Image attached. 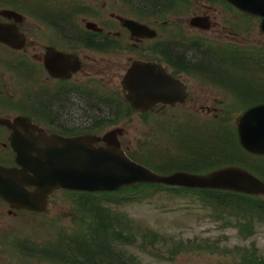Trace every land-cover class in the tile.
I'll use <instances>...</instances> for the list:
<instances>
[{
	"label": "flooded vegetation",
	"instance_id": "1",
	"mask_svg": "<svg viewBox=\"0 0 264 264\" xmlns=\"http://www.w3.org/2000/svg\"><path fill=\"white\" fill-rule=\"evenodd\" d=\"M136 61L153 66L154 79L164 69L187 85L186 100L159 102L152 113L193 100L191 76L203 96L210 87L201 80L231 95L264 89L244 87L264 80L260 17L229 0H0V119L25 116L64 136L119 127L123 113L140 112L123 82ZM219 77V86L211 82ZM10 132L0 124V163L15 158ZM25 218L0 197V264H50L25 260Z\"/></svg>",
	"mask_w": 264,
	"mask_h": 264
},
{
	"label": "rangeland",
	"instance_id": "2",
	"mask_svg": "<svg viewBox=\"0 0 264 264\" xmlns=\"http://www.w3.org/2000/svg\"><path fill=\"white\" fill-rule=\"evenodd\" d=\"M262 45L253 44L259 52L263 49ZM238 71V68H232L233 73ZM188 79L187 82L194 85L193 100L181 103L175 108L163 109L153 116L138 113L125 115L123 113L112 124L119 122L121 128L119 138L123 144V149H126L132 156L134 154L140 161H149L154 166H157L160 159H162L160 163L168 159L161 171L182 167V163L192 164L195 159L205 161L208 158L227 157L224 151L231 153V146L227 147L226 145L229 141L228 136H231V132L235 131L238 115L241 113L240 110L235 111L234 115L228 118V124L223 121L222 124L226 126L221 130H217V133L214 132L215 125L212 121H215V119L219 121L213 107L220 109L218 106L230 99L232 95L227 92H217L215 87L201 80L200 84L203 82L205 87H210L209 93L203 96L201 91L199 94L198 88L202 87L197 85L198 78L191 76ZM254 83L264 87V83L258 76H254L251 81L247 80L244 87L249 88ZM103 88L109 90L104 86ZM262 90L264 91V89ZM211 123L212 128L208 126ZM113 128L115 126L110 127V125L103 124L93 130L103 136L112 131ZM187 156H189L188 160L182 162ZM169 157L179 161H170ZM255 173L264 177V169L255 171ZM60 190L64 191L65 189ZM60 190L55 193L56 195L54 194L55 196L49 204L48 215L50 217L54 219H72V216L77 213L87 219H92L91 215L102 217V209L97 208V202L94 206L96 216L92 213L78 212V210H74L73 202L69 201L70 198L64 193L66 191L60 192ZM122 193L126 196H113L116 200L114 202L112 199L103 198V204L109 207H105L106 210L109 209V213L111 211L113 215L120 214L119 219H134L139 223L140 232L136 233V240L131 243L129 249L141 256L144 261L152 264H235L236 258L231 252L218 253L198 249L184 250L171 260L156 254L155 250L157 248L154 246L150 249L145 246L144 241L142 242V238L144 239L148 233V239L154 237L162 239L165 235L170 238L171 235H174L175 240H186L187 237L197 236L199 238H209L211 241L220 239L221 247L232 249L234 245L243 242L237 235V227L225 225L221 220H217L237 219L235 216L237 214L231 213V208L228 209L229 213L221 206L213 208L212 204L208 205L206 203L207 201L203 204L202 200H204L205 194L194 193L189 189H170L165 186H154L153 188L148 187L140 190V187H130L123 189ZM242 196L244 201L251 202L246 195H234L231 200H234L233 203L235 204L236 201L241 200ZM261 196L264 198V195ZM127 197L131 199L125 200ZM32 217L33 221L26 223V228H22V232L32 233V235H39L41 232L46 233L42 236L43 238H54L57 235L55 229L54 231L49 230L51 232L47 234V229L51 227L48 228L49 223L43 224L38 220L44 219L42 215H33ZM144 231H147L145 235L142 234ZM255 240L257 246L264 252V224L258 227ZM170 242L168 241V243ZM164 253L169 255L167 251Z\"/></svg>",
	"mask_w": 264,
	"mask_h": 264
},
{
	"label": "water",
	"instance_id": "3",
	"mask_svg": "<svg viewBox=\"0 0 264 264\" xmlns=\"http://www.w3.org/2000/svg\"><path fill=\"white\" fill-rule=\"evenodd\" d=\"M241 2L245 8L252 6L264 14V0ZM147 69L139 62L135 63L124 81H127L129 89L127 98L133 106L145 111L160 100L174 102L184 99V87L179 80L164 69L161 79H154L146 72ZM12 128L11 145L17 151L16 159L21 167L0 165V195L15 206L42 211L49 195L59 187L103 190L136 182L264 193V182L240 167H226L206 175L187 172L162 175L153 172L120 150L116 130L103 137H49L25 119H18ZM239 136L247 149L264 152V105L252 107L243 114ZM102 139L107 141L106 146L95 145ZM28 186H34V189L30 190Z\"/></svg>",
	"mask_w": 264,
	"mask_h": 264
},
{
	"label": "trees",
	"instance_id": "4",
	"mask_svg": "<svg viewBox=\"0 0 264 264\" xmlns=\"http://www.w3.org/2000/svg\"><path fill=\"white\" fill-rule=\"evenodd\" d=\"M234 195L241 196V194L238 193H230L228 197ZM246 196L250 198L251 202L244 201L242 196L241 200L236 201L234 204V201L228 200V198L223 195L215 196L211 201L219 202V204L226 209L228 205L229 208H233V211L238 215L240 214L251 218L256 217L257 219L264 218V200L256 196ZM95 224L97 226V231L92 237L90 236L89 239L91 244L88 246V250H86L89 253V259H84L81 256V251L73 253L78 264H149L145 263L138 256H134L125 250H120L118 246L114 245V243L105 236V234L115 231V226L108 224L104 219H98ZM85 253L87 252H84V254Z\"/></svg>",
	"mask_w": 264,
	"mask_h": 264
},
{
	"label": "bare ground",
	"instance_id": "5",
	"mask_svg": "<svg viewBox=\"0 0 264 264\" xmlns=\"http://www.w3.org/2000/svg\"><path fill=\"white\" fill-rule=\"evenodd\" d=\"M205 163H206V164L211 163V159H210V158L206 159V160H205Z\"/></svg>",
	"mask_w": 264,
	"mask_h": 264
}]
</instances>
